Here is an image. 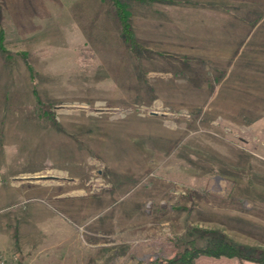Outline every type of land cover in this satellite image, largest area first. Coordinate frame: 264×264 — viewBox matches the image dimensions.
<instances>
[{"label":"rangeland","instance_id":"1","mask_svg":"<svg viewBox=\"0 0 264 264\" xmlns=\"http://www.w3.org/2000/svg\"><path fill=\"white\" fill-rule=\"evenodd\" d=\"M13 1L0 255L187 264L215 235L264 248V0H121L135 44L111 0ZM205 256L193 264H249Z\"/></svg>","mask_w":264,"mask_h":264},{"label":"trees","instance_id":"2","mask_svg":"<svg viewBox=\"0 0 264 264\" xmlns=\"http://www.w3.org/2000/svg\"><path fill=\"white\" fill-rule=\"evenodd\" d=\"M118 16L122 33L126 40L135 44L133 34L129 25L128 11L126 5L121 0H111ZM4 32L0 24V51L7 54L8 51L3 45ZM8 55V54H7ZM185 256H181L187 264H193V260L199 255H208L211 257L237 258L240 262L248 261L256 264H264V248H248L241 245H235L224 235L212 236L203 246L187 247L184 251ZM175 260L169 259L167 263L172 264Z\"/></svg>","mask_w":264,"mask_h":264},{"label":"crops","instance_id":"3","mask_svg":"<svg viewBox=\"0 0 264 264\" xmlns=\"http://www.w3.org/2000/svg\"><path fill=\"white\" fill-rule=\"evenodd\" d=\"M7 1H9V0H7ZM7 1L6 0H0V18L1 19H3V15H4V12H5V7H4V5H5V3H7ZM13 0H10V2H12ZM21 1L22 0H15V1H13L14 3H16V4H19V3H21ZM3 11V12H2ZM3 32H4V29H3ZM0 247L2 248V246L0 245ZM200 256V255H199ZM205 257H207V258H212V259H229V258H227V257H219V258H215V257H211V256H208V255H206ZM196 259V258H195ZM194 259V260H195ZM249 264H253V263H251V262H248Z\"/></svg>","mask_w":264,"mask_h":264},{"label":"built area","instance_id":"4","mask_svg":"<svg viewBox=\"0 0 264 264\" xmlns=\"http://www.w3.org/2000/svg\"><path fill=\"white\" fill-rule=\"evenodd\" d=\"M19 256L12 254L10 257L0 255V264H23L19 262Z\"/></svg>","mask_w":264,"mask_h":264}]
</instances>
